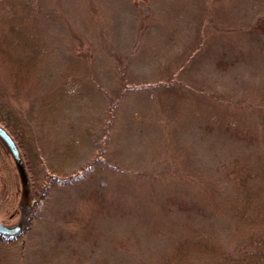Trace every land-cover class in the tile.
<instances>
[{"label":"rangeland","instance_id":"rangeland-1","mask_svg":"<svg viewBox=\"0 0 264 264\" xmlns=\"http://www.w3.org/2000/svg\"><path fill=\"white\" fill-rule=\"evenodd\" d=\"M37 29L34 90L8 99L50 178L24 215L0 143V222L22 227L1 264H164L197 232L232 247L230 170H264V0H43ZM60 76L81 87L43 117Z\"/></svg>","mask_w":264,"mask_h":264},{"label":"trees","instance_id":"trees-1","mask_svg":"<svg viewBox=\"0 0 264 264\" xmlns=\"http://www.w3.org/2000/svg\"><path fill=\"white\" fill-rule=\"evenodd\" d=\"M42 13L43 0H0V123L16 143L29 179L28 200L21 201L24 215H34L43 202V194L38 198L31 196V178L35 184L49 181L50 174L35 145L32 123L22 117L8 98L34 90L48 53L44 37L37 29ZM59 78L62 85L41 99L39 111L43 117L60 112L66 97L77 95L81 87L71 76ZM0 143L11 155L1 139ZM63 157L65 163L67 157L65 154ZM62 172L60 166L53 173ZM229 179L234 189L229 212L236 227L230 238L231 249L210 235L197 232L179 241L172 255L165 257L164 264H264V170L237 163L230 170ZM43 191L46 193L47 188ZM31 200L35 201L34 205L30 204ZM11 240L0 235V245ZM96 264L113 263L103 259Z\"/></svg>","mask_w":264,"mask_h":264},{"label":"water","instance_id":"water-1","mask_svg":"<svg viewBox=\"0 0 264 264\" xmlns=\"http://www.w3.org/2000/svg\"><path fill=\"white\" fill-rule=\"evenodd\" d=\"M0 138L3 140V142L7 145L8 149L10 150L16 164L18 165L22 176H26L24 170H23V161L20 157L19 150L13 141V139L10 137V135L6 132L2 126H0ZM25 179V178H24ZM22 230L21 225L16 226L15 228H9L7 226H4L0 222V234L5 236H15Z\"/></svg>","mask_w":264,"mask_h":264}]
</instances>
